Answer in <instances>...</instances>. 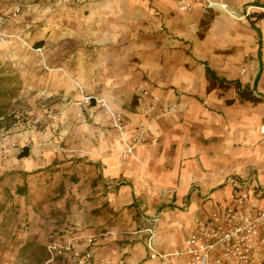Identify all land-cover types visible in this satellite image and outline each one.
<instances>
[{"label": "crops", "instance_id": "crops-1", "mask_svg": "<svg viewBox=\"0 0 264 264\" xmlns=\"http://www.w3.org/2000/svg\"><path fill=\"white\" fill-rule=\"evenodd\" d=\"M224 1L235 16H240L245 6L264 9V0ZM131 2L102 0L100 7L90 4L92 9H100L90 13L89 20H107L105 41L113 44L124 36V23L119 17L132 19ZM141 6L144 17L150 20L148 30L162 29L166 21L172 34L178 32L174 20L180 17L189 22L205 14L200 6L181 12L173 0H141ZM209 13H218V20L225 21L228 28L245 25L244 21L231 20L228 12L220 9H211ZM259 18L250 28L254 32V89L264 82V16ZM185 33L193 35L187 28ZM76 67L75 82L83 93H89L80 85L87 81L82 75L83 66ZM99 67L93 70L100 79L104 74L103 66ZM140 69L148 71L146 66ZM121 76L123 80L125 76ZM260 94L264 97V91ZM109 95L97 94L123 115L129 127L143 118L141 107L154 103V96L174 108L171 116L165 115L156 122L159 128L151 137L160 139L154 151L149 153L142 145L135 148L138 161L122 155V144L103 107L94 102L85 108L79 106L80 92L75 96L78 107L62 109L59 114L46 110L24 124L15 122L1 129L0 264H13L15 252L7 247L17 250L87 235L96 239L91 264H157L148 258L146 245L145 228L150 217H158L154 247L171 252L182 247L196 216L230 201L235 184L247 172L253 170L256 183L264 185V129L260 131L264 116L259 113L264 102L254 105V121L236 137L237 141L227 143L224 138L223 147L230 151L210 163L208 155L199 150L195 134L178 133L181 120L195 122L199 127L196 133L204 138L212 133L210 115L203 113L196 99L177 95L172 89L148 87L147 93L138 98V104L132 106L129 102V106L123 107ZM34 119L39 127L32 124ZM218 123L221 126V120ZM175 131L177 134H173ZM22 148L27 149V155H19ZM253 148L252 159L246 155V149ZM229 174L234 176L232 183L224 181ZM21 186L25 187L24 192L16 193ZM157 189L166 192L161 194ZM41 259L42 264H67L57 257L51 258L47 252Z\"/></svg>", "mask_w": 264, "mask_h": 264}, {"label": "rangeland", "instance_id": "rangeland-1", "mask_svg": "<svg viewBox=\"0 0 264 264\" xmlns=\"http://www.w3.org/2000/svg\"><path fill=\"white\" fill-rule=\"evenodd\" d=\"M131 1L132 19L119 17L126 33L119 42L111 44L105 41L107 20L88 19L90 13L100 9L90 6L100 7L102 0H0V12L20 6V14L10 27L20 39L0 43V77L3 86L12 90L11 98L4 101L0 133L4 132L2 128L15 122L24 124L28 118L40 116L46 110L59 114L62 109L78 107L76 93L85 94L75 82L79 65L83 66L82 75L87 80L80 82L84 91L89 92L86 94H110L123 107L129 106V102L132 106L138 104V98L148 87L172 89L177 95L196 99L203 113L210 115L212 133L204 138L196 133L199 127L195 122L185 123L181 119L178 133L180 136L195 134L199 150L208 155L210 163L230 151L223 147L224 138L227 143L237 141L236 137L254 121V105L264 101L242 100L234 85L210 81L201 62L206 61L220 77L238 78L242 86L249 87L250 97H262L264 82L256 89L252 83L254 32L250 28L251 23L260 19L254 13L264 9L251 8L241 19L230 16L235 22L244 21L245 25L237 28H228L225 21H219L218 13H205L191 22L179 17L173 21L178 32L175 30L177 34H172L166 21L162 29L148 30L150 20L144 17L141 0ZM186 28L193 35H187ZM100 65L104 75L99 79L93 69H101ZM144 66L147 72L141 71ZM121 74L125 76L123 80ZM259 113L264 116V109ZM159 139L150 137L138 146H144L150 153ZM246 153L254 158V148L246 149ZM130 157L138 161L135 150ZM22 247L17 250L7 247L15 252L13 264L43 263L45 245Z\"/></svg>", "mask_w": 264, "mask_h": 264}, {"label": "built area", "instance_id": "built-area-1", "mask_svg": "<svg viewBox=\"0 0 264 264\" xmlns=\"http://www.w3.org/2000/svg\"><path fill=\"white\" fill-rule=\"evenodd\" d=\"M173 1L181 12H189L200 6L204 13L211 9H220L236 15L224 0ZM251 8L245 6L243 14L235 17H246ZM19 14V5L10 11L0 12V43L20 39L18 33L10 28ZM144 93H147V89H144ZM154 100V103L141 107L143 118L133 127H129L123 115L111 109L102 97L83 94L78 104L85 108L94 102L107 111L111 127L122 144V155L128 157L157 130V120L174 110L173 106L161 101L158 96H154ZM158 101L160 104H157ZM32 124L39 127L37 119ZM254 174L256 173L253 170L247 172L235 184L228 203L215 205L211 211L196 216L192 232L186 237L182 247L174 251L164 252L154 247L153 238L158 217H150L149 226L145 228L148 235V258L156 260L157 264H264V185L256 183ZM224 181L232 183L234 176L229 174ZM95 240L94 235L63 243L52 240L46 244V251L51 258L57 257L67 264H91Z\"/></svg>", "mask_w": 264, "mask_h": 264}, {"label": "trees", "instance_id": "trees-1", "mask_svg": "<svg viewBox=\"0 0 264 264\" xmlns=\"http://www.w3.org/2000/svg\"><path fill=\"white\" fill-rule=\"evenodd\" d=\"M264 6V5H262ZM257 14V17H262L264 16V12L260 13H254ZM17 20V19H16ZM38 44H41L39 42ZM202 63L205 65V71H206V76L210 81L216 82L218 84H227V85H234L237 88V92L239 94V97L242 100H250L252 102H261L264 101V97H250V89L247 86H242L241 82L238 79H227L225 77H220L216 74V72L208 65L207 62L202 61ZM257 78H255L254 86L256 84ZM12 96V90H10L7 87H4L2 84V77H0V116H3L5 114L4 111V101L9 100ZM20 156H25L27 155V149L22 148V151L19 154ZM25 190L24 186L18 187L16 189V193L22 194ZM47 244V243H46ZM46 244H45V249H46ZM23 248V247H22ZM47 252V251H46Z\"/></svg>", "mask_w": 264, "mask_h": 264}, {"label": "bare ground", "instance_id": "bare-ground-1", "mask_svg": "<svg viewBox=\"0 0 264 264\" xmlns=\"http://www.w3.org/2000/svg\"><path fill=\"white\" fill-rule=\"evenodd\" d=\"M228 14H229L231 17L235 18V16L233 15L232 12H229Z\"/></svg>", "mask_w": 264, "mask_h": 264}]
</instances>
